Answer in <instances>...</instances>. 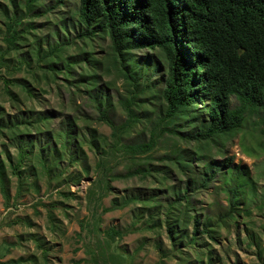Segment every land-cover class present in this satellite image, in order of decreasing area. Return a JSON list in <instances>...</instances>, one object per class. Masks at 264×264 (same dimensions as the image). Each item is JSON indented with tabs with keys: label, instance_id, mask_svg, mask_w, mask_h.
Listing matches in <instances>:
<instances>
[{
	"label": "rangeland",
	"instance_id": "obj_1",
	"mask_svg": "<svg viewBox=\"0 0 264 264\" xmlns=\"http://www.w3.org/2000/svg\"><path fill=\"white\" fill-rule=\"evenodd\" d=\"M14 2L17 9L12 0H0V126L12 125L0 127V263L264 264V105L248 109L243 126L221 149L214 143L187 144L172 129L187 135L201 124L180 116L164 120L166 64L157 51L129 55L127 66L140 82L135 89L123 78L106 36L79 38V0L59 6L56 0H42L30 11L24 0ZM14 12L22 39L16 49H8L4 37ZM4 78L12 81L8 87ZM23 85L35 98L28 97ZM126 98L133 101L136 119L121 134L122 143L148 142L156 134L157 144L140 156L151 165L148 175L115 178L134 163L121 147L112 146L113 129L100 120L97 105L108 103L109 116L120 127L129 118ZM237 105L233 99L232 106ZM44 117L47 122L42 124L38 119ZM70 123L76 130L71 147L79 151L78 162L62 147V131ZM23 143L29 144L32 155L19 170L24 179L20 185L11 165ZM40 153L47 155L48 163L57 157L49 173ZM199 154L213 163L233 157L231 173L221 169L203 188L202 160L194 158ZM182 155L193 157V167L185 173L178 161ZM186 187L188 216L178 219L175 209L179 211ZM232 191L237 192L236 219L217 227V220L230 210ZM131 195L144 201L110 209ZM171 205L174 240L166 223ZM194 217L212 218L216 241L200 235L194 245L189 242ZM112 229L126 235L112 241L107 235Z\"/></svg>",
	"mask_w": 264,
	"mask_h": 264
},
{
	"label": "trees",
	"instance_id": "obj_2",
	"mask_svg": "<svg viewBox=\"0 0 264 264\" xmlns=\"http://www.w3.org/2000/svg\"><path fill=\"white\" fill-rule=\"evenodd\" d=\"M40 1L42 0H24V4L30 11ZM65 1L67 0H56L55 6L62 5ZM12 3L17 9L14 0ZM8 20L4 40L8 49H16L22 39L19 17L14 12ZM77 22L82 29L79 38L93 39L102 34L110 40L111 51L120 60L123 78L135 89L140 82L135 72H131L127 66L131 60L129 55L147 50L159 53L166 64V75L161 89L165 106L164 120L171 122L180 116L197 118L201 124L198 130L194 128L187 135L172 129V133L187 144L214 143L221 149L222 142L243 126L248 109L264 105V0H79ZM55 49L62 50L58 47ZM53 69L59 70L55 67ZM3 80L7 87L12 82L5 78ZM146 87L148 84H145L144 88ZM23 89L28 97L35 98L31 89L25 85ZM233 99L238 102L235 107L232 106ZM124 103L129 118L120 127L111 120L108 103L98 102L97 105L100 120L113 129L112 146L121 147L124 155L130 157L134 163L126 173L114 177L129 178L137 174L146 176L151 172V165L146 160H141L140 156L154 149L157 136L152 134L148 142L135 145L122 143L121 134L136 119L131 109L132 99L126 98ZM199 104L202 106L200 109ZM38 120L42 124L47 122L45 117ZM35 124L39 123L35 121ZM0 127L12 129L10 123ZM62 135L64 153L72 162H78L79 151L71 147L76 143L77 136L71 123L62 131ZM89 142L96 146L95 139ZM28 148L29 144L23 143L19 147L17 162L11 165L20 185L24 179L19 170L32 155ZM199 156L194 158L199 162L202 160L203 188L215 180L221 169L231 173L229 169L233 164V157L224 159L222 163H213L212 159L200 154ZM39 157L43 168L49 173L57 157L53 158L52 163H48L44 153H40ZM192 160L190 155L186 159L183 155L178 157L184 173L193 167ZM3 176L0 165L2 185ZM241 179L246 180V177L241 174ZM180 192L181 190L177 191V194ZM182 192L183 195L179 197L182 205H179V211L175 209L177 214L174 215L178 219L181 214L185 218L188 216V187L182 189ZM232 192L230 210L217 220V227H225L236 219L237 192ZM139 201H144L140 195H131L122 205L114 202L110 209ZM173 210L174 205L168 207L166 216L167 229L172 240L174 233L169 226V218ZM210 221L212 218L202 221L194 217L189 239L192 245L200 235L216 241L215 234L218 230L215 229V223L212 225ZM107 235L114 241V238H123L126 232L112 229L107 231ZM94 263L97 264L96 261Z\"/></svg>",
	"mask_w": 264,
	"mask_h": 264
}]
</instances>
